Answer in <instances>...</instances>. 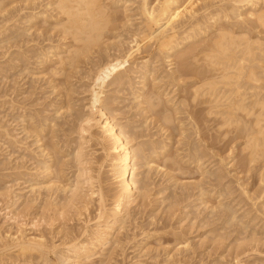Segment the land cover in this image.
Masks as SVG:
<instances>
[{
    "label": "bare ground",
    "instance_id": "obj_1",
    "mask_svg": "<svg viewBox=\"0 0 264 264\" xmlns=\"http://www.w3.org/2000/svg\"><path fill=\"white\" fill-rule=\"evenodd\" d=\"M78 71L88 81L81 80L86 112L73 104ZM22 73L32 77L18 89L21 100L6 101L2 91L0 105L17 109L10 122H20L23 140H32L21 144L4 112L0 153L27 144L29 158L15 153L32 166L1 154L0 171L10 172L0 178V198L10 196L5 221L22 228L19 220L28 215L31 232L0 231V264H112L130 237L132 208L145 207L150 190L164 182L169 187L155 198L172 190L160 202L172 207L189 199L185 208L206 210L199 216L194 208L197 225L218 222L207 232L224 244L228 260L219 264H264V0H0V82ZM123 92L132 95L135 120L117 117ZM149 126L159 137L152 139ZM90 143L101 160L91 158ZM11 173L25 184L18 191L4 180ZM156 174L163 184H154ZM76 216L83 224L74 233L66 221ZM53 221L63 239L57 244L47 239ZM162 224L148 233L146 227L138 242L162 245L167 233L172 241L164 245L177 252L160 260L154 254L150 264H191L194 245L182 239L188 231L159 233Z\"/></svg>",
    "mask_w": 264,
    "mask_h": 264
},
{
    "label": "rangeland",
    "instance_id": "obj_2",
    "mask_svg": "<svg viewBox=\"0 0 264 264\" xmlns=\"http://www.w3.org/2000/svg\"><path fill=\"white\" fill-rule=\"evenodd\" d=\"M46 42V43H45ZM44 42V44H47V42L48 41H45ZM42 43V42H41ZM127 43V41L125 40V46H124V48L126 47V44ZM43 44V43H42ZM43 44V45H44ZM123 48V47H122ZM87 66V68H89L90 67V65L88 66V65H86ZM85 66V67H86ZM87 68H85L86 69V71H87ZM83 71H85L84 69H82ZM83 71H78L79 73H77V74H75V75H77V77H75V79L78 81H76V83H74V81H72V83L74 84V88H78V89H75V93H74V95H73V104L75 103V105L74 106H76V110L77 111H79V112H86V109H82L84 106V104H86V100L87 99H85V98H87V95H86V93H84V92H81V91H83L82 89H83V83L82 82H86V81H83V79H81V77L80 76H82L83 74ZM25 73H22V75H20L21 77H19V76H11L10 77V75L7 77V79H6V83H4V81L2 82V84H1V82H0V94H3V92L4 93H7V96H5L6 98V101H7V99L9 98V100L12 98H14V100H15V97H16V100L17 99H19V100H21V98H22V96H23V94H19V92H18V89L20 90V93L22 92V91H24V89L25 88H28V86L30 85L29 83H30V79H31V77L32 76H30L29 75V77L28 76H26V75H24ZM80 74H82V75H80ZM23 75H24V77H23ZM74 75V76H75ZM26 77H27V79H26ZM13 78V79H12ZM16 78V79H15ZM79 78V79H78ZM8 79H9V81H8ZM12 79V80H11ZM19 79V80H18ZM18 80V81H17ZM23 80H24V82H23ZM81 80H82V82H81ZM85 80V79H84ZM0 81H1V79H0ZM11 81V82H10ZM15 83H14V82ZM22 81V82H21ZM27 81H29V82H27ZM10 82V83H9ZM38 82H39V84L40 85H42V81H41V83H40V80L38 81H36V83H37V85H39L38 84ZM80 82V83H79ZM12 83H13V85H12ZM23 83H25V84H23ZM35 83V84H36ZM86 83H88V81L86 82ZM8 84L9 85H11V87L10 86H8ZM17 84V85H16ZM76 84V85H75ZM6 85V86H5ZM19 85V86H18ZM22 85H24V86H22ZM3 86V87H2ZM8 86V87H7ZM14 86V87H13ZM19 87V88H17V87ZM23 88H22V87ZM27 86V87H26ZM77 86H79V87H77ZM2 87V88H1ZM22 89H21V88ZM25 87V88H24ZM5 88H7L6 90H4ZM10 88V89H9ZM13 88H16V89H14L13 90ZM80 88V89H79ZM3 89V90H2ZM22 90V91H21ZM3 91V92H2ZM14 91V92H13ZM16 91V92H15ZM128 91V90H127ZM10 92V93H9ZM17 95H16V94ZM125 93V94H124ZM9 94V95H8ZM11 94V95H10ZM14 95V96H13ZM19 95H21V96H19ZM40 95V94H39ZM39 95H37V96H39ZM79 95V96H78ZM82 95V96H81ZM41 96V95H40ZM76 96V97H75ZM132 96V95H129L128 94V92L126 93V92H123V93H119L118 95H117V99H118V104H117V106H118V108L121 106V108H120V110H122V111H119L118 110V112H121L122 113V118H121V113L120 114H118L119 116H117L118 118H120L122 121H127L129 118H131L132 119V112L134 113V108L132 107L131 108V105H129L130 104V102L132 101L131 99L132 98H130V97ZM80 98V100L79 99H77V98ZM129 99H128V98ZM1 100H2V98H0ZM4 99V98H3ZM74 99H76L77 100V102L74 100ZM125 99V100H124ZM1 100H0V102H1ZM83 100V101H82ZM85 100V101H84ZM124 100V101H123ZM131 100V101H130ZM10 101H12V100H10ZM122 101V102H121ZM82 102V103H81ZM125 102V103H124ZM128 102V103H127ZM16 104H18L17 106H20V104L19 103H17L16 102ZM78 104V105H77ZM127 106H126V105ZM127 107V108H125V107ZM6 105H5V107L4 106H1L0 105V123L2 122V121H4V119H5V124H7V126H6V128L8 127L10 130L12 129L13 130V132L11 133L12 135H15L16 136V138L17 139H21L22 138V140H23V137H25V136H23V134H24V132H22L20 129H21V127H20V122H14L13 123V121H12V123L10 122L11 120H12V115L17 111V109H15L14 111H6L5 112V110H8V108L6 109ZM78 107V108H77ZM128 107H130V108H128ZM2 108V109H1ZM80 108V109H79ZM85 108V107H84ZM129 109V110H128ZM136 109V108H135ZM20 110V109H19ZM82 110V111H81ZM133 110V111H132ZM130 111H132L131 113H130ZM4 112H5V114L7 115V118H4L6 115L4 114ZM8 112V113H7ZM10 113H12L11 115H10ZM47 113H49V112H47ZM3 115V117L2 118H4V119H2L1 118V116ZM8 115L9 116H11L9 119H8ZM129 115H131V116H129ZM129 117V118H128ZM138 118V117H137ZM136 117H133V119L132 120H135V119H137ZM131 119H129V121H132ZM6 121H7V123H6ZM9 121V122H8ZM3 122V123H4ZM18 123H19V125H18ZM10 124H12V126L10 125ZM135 124H138V123H135ZM9 125V126H8ZM17 126V127H19V128H15V127H13V126ZM150 127V126H149ZM151 127H152V125H151ZM150 127V128H151ZM7 128V129H8ZM149 128V129H150ZM14 130H16L15 131V133H14ZM19 130V131H18ZM150 130H152V131H150ZM149 131H148V133L150 134L151 132H153V133H155V129H153V128H151ZM154 130V131H153ZM20 132H22V133H20ZM18 133V134H17ZM25 135V134H24ZM74 135V134H73ZM159 135V133L158 134H156L155 133V135L154 136H152L153 138V140L154 139H156V137H159L158 136ZM21 136V137H20ZM31 139V138H30ZM30 139L28 138V141H26V140H23V142L21 143V144H24V143H26L27 142V144H28V142H30ZM32 140V139H31ZM0 144H2L1 143V140H0ZM26 144V145H27ZM26 145H19L18 143L16 144L15 143V146H13V148L11 149L10 147H7V148H10V149H8V151L6 150V149H4L3 151H2V153H0V161H5V158H7L8 159V161H10L11 160V162H12V160L14 159V157H15V155L17 154V153H21V151H23V153H25V157L27 158L28 156H27V152H25L22 148L23 147H25ZM6 146H7V144H6ZM21 146V147H20ZM35 146V145H34ZM88 146V148H89V150H90V148L92 149L91 150V158H94V160H101V158L103 157L102 156V151H101V149L96 145V144H93L92 145V143H90V144H88L87 145ZM18 147V148H17ZM20 147V148H19ZM33 147V146H32ZM30 148V149H33V148ZM17 149H18V152H17ZM94 149V150H93ZM96 149V150H95ZM11 150H13V151H11V153H10V151ZM88 150V149H87ZM88 150V151H89ZM3 152H5V153H3ZM7 152V153H6ZM15 152H17V153H15ZM8 153H10V154H12V155H9ZM89 153H90V151H89ZM96 153H97V156H96ZM98 153H100V154H98ZM1 154H3V155H5L6 157L4 158ZM19 154H17L16 155V157H15V159L14 160H17V161H19L21 158L19 157V158H17L18 157V155ZM8 155V156H7ZM95 155V156H94ZM10 156V157H9ZM93 156V157H92ZM102 156V157H101ZM9 157V158H8ZM95 157H97V158H95ZM3 158V159H2ZM13 158V159H12ZM26 158L24 159V160H26ZM29 158V157H28ZM6 159V160H7ZM23 159L22 160H20L19 162H17L19 165H20V163L22 164V165H24V167H30L31 168V166L32 165H30L31 164V162L32 161H28V160H26L25 161V163H23V161H24ZM10 162V163H11ZM28 162H30V163H28ZM6 164L7 163H9V162H5ZM9 163V164H10ZM14 163V162H13ZM13 163H11V165H13ZM8 165V164H7ZM103 165H105V167L103 166V169L105 170V171H107L108 169H107V165H108V161H104L103 162ZM70 170H72V169H70ZM1 173H0V178H2L3 176H2V174H4V173H9L8 172V170H5V172L3 173V171H0ZM103 174H105V175H108V174H106V173H103ZM14 174H9L4 180H6L7 178H8V184H10L12 181V183H11V185H12V187H11V189H14L15 191H18V189H20V188H22L23 186H25V184H23L22 185V181L23 180H21V179H19V180H15V175L13 176ZM12 176H13V178H12ZM154 175H152V179H154V184H158V185H160L159 183H161L160 181H162V178H161V176H159V174H156L155 176L157 177V179H156V177L154 176ZM11 178H12V180H11ZM161 180H160V179ZM228 178H226V180H227ZM11 180V181H10ZM14 180H15V182H14ZM158 181H159V183H158ZM156 182V183H155ZM184 182V181H183ZM186 182V181H185ZM15 183V184H14ZM161 184H163V183H161ZM165 184H167L166 182H164V184L162 185V186H155V185H153V190H155V191H153L152 189L150 190L151 192H149L150 194L148 195V198L147 199H145L146 200V204H145V202H144V204H145V207H144V205H143V203H142V205H143V208L142 207H139L138 206V204L136 205V206H138V207H134V208H132L133 209V211H132V214H133V217H134V222H133V224H134V226L136 225L135 223H137V225L134 227L133 226V224L131 225V226H129L130 227V229H129V231L127 230V233H128V235L130 236L129 238H128V240L122 245V247H121V249L118 251V255L117 256H115V260H114V262L112 261L111 263L112 264H150V261L152 260V258H151V256L153 255L154 256V254H159V256L157 257V259L158 260H160V259H162V258H165L167 255L168 256H174V253L176 254V252H175V250H174V248L173 249H170L172 246V244L170 245H168V247H167V245H164V244H166L167 242H169V241H172V240H170V239H172L170 236V234H167V233H162V235H161V243H163L162 245L161 244H159V245H156L157 243H156V241H155V239H153V238H150V239H148V240H146V241H144V242H142V244L140 243V242H138L139 240L141 241L142 239L141 238H143V233L145 234V232L144 231H146V227L147 228H149V229H147V231H146V233H148V231L150 230V229H154L155 228V224H157V225H164V224H162V222L164 223H166L167 225H165L166 227H161V228H163L162 230H161V228H160V230L158 231L159 233L160 232H171V231H177V230H180V231H184L185 229V231H188V233H186V235H185V237L184 238H182V239H186L187 241H188V243L191 245V246H193V248L191 249V250H194V252H195V254H192L191 256L193 257V258H191L190 259V262L189 263H191V264H219L220 262H224V260H228L227 258H228V256H227V253L225 252V251H222V250H224L225 248H224V244H221L222 242H220L219 240H215L213 237V235H211V233L210 234H208V230H210L211 229V227L212 226H216L215 225V223L216 224H218V222H215L214 223V225H205V227H203L202 225H197L198 224V219H191V218H193V215L195 216V215H197V214H194V208H196L195 210H196V212L198 213L199 212V216H201L202 214H204L205 212H206V210L204 211V213L202 212V214H201V212H200V210L202 209V206L201 205H198V206H196V207H193V209L191 210V208L189 209L188 207H184L185 205H186V203L188 202V201H190L189 199L188 200H186L185 201V203L184 202H182V203H180V204H178V206L177 205H173L172 207H168V206H166V205H168L169 204V202L166 200V201H162V202H160L159 200H160V198L161 199H164V197L168 194V192H170L171 190H172V188H167L168 190H166L165 189V192L163 191V192H161V194H163V195H161V194H159V197H156L155 198V195H153L154 193H156L158 190L157 189H159V188H162V187H165ZM234 184V185H233ZM27 185V184H26ZM231 185H233V186H231ZM0 186H2V182H0ZM17 186V187H16ZM167 187H169V182H168V184L166 185ZM230 186L232 187V189L234 188V189H236V187H235V183L233 182L232 184H230ZM15 187V188H14ZM171 189V190H170ZM233 189V190H234ZM14 190H12L13 192H15ZM25 190V191H24ZM23 191L24 192H26L27 190H28V188L27 189H24ZM160 190V189H159ZM167 191V192H166ZM235 193V194H234ZM233 193V196H235L236 195V192H234ZM166 194V195H165ZM27 195H29V193L27 194ZM161 195V196H160ZM153 199H152V198ZM9 198H10V196H8V199L6 198H0V213H1V215H0V224L2 223L3 224V221H4V224H3V226H2V228H1V234H6V233H8V232H6L7 230L6 229H9V228H12V229H10V232H14V229L15 228H17V229H20L21 230V232L22 233H24V234H27V235H29V233L31 232L30 231V229H29V224H27L28 223V220H29V217L30 216H25L24 217V219L26 220H23V222H22V219H18L21 223H22V225H20L22 228H19V225H17L16 223H14L12 220H9V221H5V216H4V214H3V212H4V210L5 209H3L6 205H7V202L9 203L10 202V200H9ZM158 198V199H157ZM144 200V201H145ZM156 200V201H155ZM154 201V202H153ZM154 204H153V203ZM158 202V203H157ZM160 202V203H159ZM194 202H195V200H194ZM148 203V204H147ZM150 203V204H149ZM196 203V202H195ZM161 204V205H160ZM163 204V205H162ZM146 205H147V207H146ZM3 206V207H2ZM2 207V208H1ZM158 207H160V208H158ZM176 207V208H175ZM182 207H183V209H182ZM144 208H146V209H144ZM181 208V209H180ZM188 208V209H187ZM199 208H200V210H199ZM89 209H91V205L89 206ZM135 209H139L138 211L137 210H135ZM143 209V210H142ZM156 209H158V210H156ZM160 209V210H159ZM174 209V210H173ZM184 209H186V212L185 211H183ZM3 210V211H2ZM140 210H142V211H140ZM164 210V211H163ZM182 210V211H181ZM188 210V211H187ZM135 211H136V214H135ZM156 211V212H155ZM159 211V213H157ZM172 211V212H171ZM191 211L193 212V213H191ZM88 212V211H87ZM87 212H83L84 213V215L86 216L87 215ZM89 212H91L90 210H89ZM139 212H141V213H139ZM154 212V213H153ZM165 212V213H164ZM33 213V212H32ZM86 213V214H85ZM92 213V212H91ZM91 213L89 214V215H91ZM143 213V214H142ZM145 213V214H144ZM156 213V214H155ZM168 213V214H167ZM171 215H170V214ZM187 213H189V214H187ZM140 214V215H139ZM149 216H148V215ZM154 214H155V216H157L156 218H155V216H154ZM176 214V215H175ZM186 214H187V216L188 217H186ZM191 214H193V215H191ZM201 214V215H200ZM83 214H82V216H80L81 217V219H83L84 220V218H83V216H84ZM160 215H161V217H160ZM135 216H136V218H135ZM139 216V217H138ZM192 216V217H191ZM80 217L79 216H76V219L75 218H73L71 221H68V223H67V221H66V226H67V228H68V230L70 231V230H74L73 232L75 233L76 231L75 230H77L79 227H78V224H79V226L80 225H82L83 224V221H81V219H80ZM148 217V218H147ZM186 218V220H185V218ZM4 218V219H3ZM150 218V219H149ZM155 218V219H154ZM164 218V219H163ZM168 218H169V221H168ZM172 218V219H171ZM3 219V220H2ZM135 219H137V220H135ZM147 219V220H146ZM167 219V220H166ZM78 220V221H77ZM156 220V221H155ZM164 220H166V221H164ZM191 220V222L192 221H195L194 222V224L193 225H195V223H196V225L195 226H193L192 225V227H190L189 225H190V222L189 221ZM210 220H213V218L212 219H210ZM146 221V222H145ZM169 223H168V222ZM174 221V222H173ZM183 221V222H182ZM185 221V222H184ZM5 222H7V223H5ZM9 222H11L10 224H8ZM58 222V221H57ZM56 221L54 222H51V224H46L47 225V227H48V229L46 230L48 233H47V239H50L51 240V238L50 237H52V242L54 241L56 244L57 243H59V242H61L62 240L61 239H58L61 235L60 234H57L56 233V231L55 230H57L56 228H58L57 227V224H59V223H57ZM80 222V223H79ZM141 222V223H140ZM144 222V223H143ZM147 222H148V224H147ZM152 222V223H151ZM156 222H158V223H156ZM189 222V223H188ZM13 223H14V225L15 226H13ZM53 223V224H52ZM57 223V224H56ZM63 223V222H62ZM143 223V224H142ZM183 225H182V224ZM12 224V225H11ZM69 224H71V225H69ZM73 224H75V225H73ZM138 224H140V225H138ZM142 224V225H141ZM144 224H145V226H144ZM149 224H150V226H149ZM152 224V225H151ZM187 224H189V225H187ZM213 224V223H212ZM8 225H9V227H8ZM25 225V226H24ZM46 225H45V227H46ZM147 225V226H146ZM177 225V226H176ZM181 225V226H180ZM186 225V226H185ZM7 226V227H6ZM69 226V227H68ZM73 226H75V229H74V227ZM144 226V227H143ZM154 226V227H153ZM176 226V227H175ZM180 226V227H179ZM197 226V227H196ZM198 226H199V228H198ZM206 226H208V227H206ZM25 227V232H24V228ZM72 227V228H71ZM128 227V228H129ZM132 227V228H131ZM137 227V228H136ZM141 227V228H140ZM151 227V228H150ZM158 227V226H157ZM168 227H169V229H168ZM182 227V228H181ZM188 227H190V228H188ZM50 228V229H49ZM71 228V229H70ZM127 228V229H128ZM173 230H172V229ZM180 228V229H179ZM190 230V232H189V230ZM205 228V229H204ZM5 229V231H3ZM17 229H15V231L17 230ZM23 229V230H22ZM52 229V230H51ZM55 229V230H54ZM152 229V230H153ZM166 229H168V230H166ZM176 229V230H175ZM201 229V230H200ZM204 229V230H203ZM48 230H50V231H48ZM143 230V231H142ZM151 230V231H152ZM192 230V231H191ZM54 231V233H52ZM131 231V232H130ZM134 231V232H133ZM184 231V232H185ZM71 232V231H70ZM136 232H137V234H136ZM139 232V233H138ZM142 232V233H141ZM50 233V234H49ZM191 234V235H188V234ZM193 233V234H192ZM207 233V234H206ZM52 234V235H51ZM54 234H56L55 235V237H57V238H55L54 237ZM132 234V235H131ZM142 234V235H141ZM165 234H167V235H165ZM205 234V236H203ZM137 235V236H136ZM188 235V236H187ZM206 235H207V237H206ZM209 235L212 237V241H209V240H211L210 238L211 237H209ZM132 236H133V239H132ZM136 236V237H135ZM169 236V237H168ZM200 237V238H199ZM170 238V239H169ZM191 238V239H190ZM203 238H204V240H203ZM55 239V240H54ZM197 241H196V240ZM203 241H201V240ZM206 239H208V240H206ZM49 240V241H50ZM59 240V241H58ZM133 240V241H132ZM192 242H191V241ZM153 241H155L154 242V244H153ZM190 241V242H189ZM194 241V242H193ZM214 241H217V242H220V243H217L216 242V244H214ZM133 242V243H132ZM151 244H150V243ZM199 242V243H198ZM208 244H207V243ZM213 243V245H212V243ZM224 243H225V241H223ZM193 243V244H192ZM197 243V244H196ZM140 244H141V246L142 247H140ZM205 244V245H204ZM211 244V245H210ZM221 246H220V245ZM124 245H126L125 247H124ZM139 245V246H138ZM149 246V249H148V246ZM198 247H197V246ZM207 245V246H206ZM147 246V247H146ZM196 246V247H195ZM124 247V248H123ZM145 247L147 248V249H145ZM151 247V248H150ZM157 247V248H156ZM162 249H160V248ZM195 247V248H194ZM200 247V248H199ZM202 247V248H201ZM140 248V249H139ZM159 248V251L158 250H155V249H158ZM166 250H165V249ZM211 248V249H210ZM212 248H214V249H212ZM152 249V250H151ZM196 249H199V250H196ZM143 250V251H142ZM145 250H147L148 252H147V254H146V252H145ZM150 250V251H149ZM156 251V253H155V251ZM211 250V251H210ZM217 252V253H215V251ZM129 251V252H128ZM158 251V252H157ZM161 251V254L159 253ZM164 251V252H163ZM172 251V252H171ZM125 252V253H124ZM137 252V253H136ZM141 252H143V253H141ZM145 252V253H144ZM206 252V254H203V253H205ZM213 252V253H212ZM224 254H223V253ZM141 253V254H140ZM170 253V254H169ZM208 253V254H207ZM210 253V254H209ZM215 253V254H214ZM226 253V254H225ZM15 254V253H14ZM144 254V255H143ZM199 254V255H198ZM221 254L223 255V257L224 258H222L221 257ZM124 255V256H123ZM144 256V257H142V256ZM165 255V256H164ZM252 256L254 255V253H252L251 254ZM179 256V255H178ZM190 256V257H191ZM196 256V257H195ZM207 256L209 257V258H207ZM212 256V257H211ZM225 256H227V258L225 257ZM52 257V256H51ZM116 257H118V258H116ZM122 257V258H121ZM135 257V258H134ZM140 258V259H137V258ZM142 257V258H141ZM147 257V258H146ZM162 257V258H161ZM199 257V258H198ZM220 257V258H219ZM254 257V256H253ZM151 258V260H149ZM175 258V257H174ZM245 257H243V259H244ZM142 259V260H141ZM170 259H172V258H170ZM201 259V260H200ZM31 260V261H30ZM30 260H28V264H31V262L33 263V260L32 259H30ZM122 260V261H121ZM127 260H129V261H127ZM217 260V261H216ZM246 260H247V258H246ZM251 259H249V262L251 263V261H250ZM18 261V260H17ZM30 261V262H29ZM119 261V262H118ZM139 261V262H138ZM142 261V262H141ZM193 263H192V262ZM198 261V262H197ZM203 261V262H202ZM211 261V262H210ZM252 261H253V259H252ZM256 261L257 260H255L254 261V263H256ZM131 262V263H130ZM134 262V263H133ZM141 262V263H140ZM216 262V263H215ZM258 262V261H257ZM253 263V262H252ZM19 264H21V262L19 263ZM239 264H244L243 262L242 263H239Z\"/></svg>",
    "mask_w": 264,
    "mask_h": 264
}]
</instances>
